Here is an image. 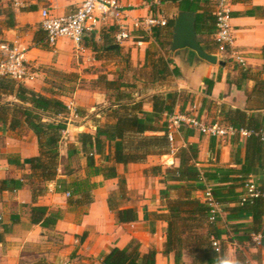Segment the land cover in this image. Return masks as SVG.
Wrapping results in <instances>:
<instances>
[{
  "label": "crops",
  "instance_id": "crops-1",
  "mask_svg": "<svg viewBox=\"0 0 264 264\" xmlns=\"http://www.w3.org/2000/svg\"><path fill=\"white\" fill-rule=\"evenodd\" d=\"M118 1L128 10L125 24L131 35L128 40L118 45L122 47V51L125 49L131 54L136 66L142 67L146 61L147 50H157L158 45L152 35H143L135 25L138 20L155 15V12L144 0ZM80 4L81 0H33L27 7L14 9L11 6L14 11L12 19L4 11L0 12V41L27 49V63L36 75L35 80L24 83L27 88L48 97H58L66 105L73 104L77 111L80 108H87L90 112H94L97 104L94 99L95 93L92 94V91L81 88L79 84L70 97L57 93L62 92L58 87H64L58 85L60 83L54 75L80 74L88 67L87 64L81 63L82 57L85 62L88 60L89 66H100L104 60H99L87 47L86 39L91 38L102 43L104 32L109 27L115 26L114 22L100 25L94 32L89 33L79 49L69 39H60L55 46L49 45L41 26L40 12L43 8H48L55 16H64L76 10ZM165 5L176 12V6ZM231 13L235 34L233 50L245 58L246 66L242 67L235 59L227 58L224 59L225 66L212 65L201 59L194 51L182 49L169 55L174 66L180 70V76L171 77L166 83L163 82L160 91H154L152 95L185 91L191 100L196 99L194 108L191 107V101L187 114L193 108L192 111L196 112L194 116L200 115V119L205 122L212 116L210 123H214V119L219 118L220 105L243 110L249 108L246 93L252 90L254 82L245 81L241 89H238L236 86H231L229 81L237 74L234 69L236 67L249 69L253 73H260L264 67V0H234ZM169 19L174 18L171 16ZM262 76L264 78V73ZM206 79L215 81L210 93L204 83ZM0 94L8 98L7 102L18 103L15 96L5 92ZM86 95L90 97L88 103L84 99ZM145 101H147L145 110L152 111V105L148 100ZM216 109L218 112L214 115ZM176 112H179V109ZM262 113L264 115V110ZM97 115L100 117L99 114ZM85 118L78 112L76 115L69 114L64 138L71 137L72 140L68 142L63 140L65 146L71 143L78 144L75 136L86 132L83 123ZM76 119L82 122L76 124ZM94 130L96 132L95 127ZM87 131L95 134L89 129ZM176 138H179L181 146H186L187 143L181 134ZM189 141L200 145L199 167L202 169L214 164L240 169L245 163L246 137L241 136L238 144H235L232 138L217 139L214 153L210 147L211 137L207 135L196 132ZM39 153L38 138L32 130L26 126L11 130L10 119L6 122L0 120V182L15 180L24 184L18 189L13 188L12 185H9L10 190L0 189V234L3 232V226H11V231L5 235L4 241L0 242V264L39 262L101 264L102 259L112 249H125L134 241L139 243L142 254H148L152 250L157 252L156 264H175L174 255L165 256L162 253L167 239L168 223L151 215L152 213L167 214L166 202L162 200L160 194L167 185L161 175H150L146 171L166 164L170 158L173 160V165L178 166V160L173 156H168L167 161L160 156H151L143 164L117 166L118 174L120 178L126 180L127 187L122 208H136L138 212V221L119 224L115 213L109 208L108 200L112 194L119 192L120 178L106 180L102 176L94 177L92 181L97 184L94 190V203L88 207L68 204V193L60 189L62 184L65 187L76 177H85L86 159L82 153L79 154L84 158L82 159L84 170L83 173H78L75 166L70 167L73 160L68 158V149L64 148L61 149V157L68 159L67 167L59 168L57 178L47 184L46 193L34 204L32 188L25 177L31 173L30 159L38 156ZM71 169L75 171L69 176L66 170ZM261 178L254 176L251 180L258 185ZM203 192L197 191L196 197L202 200ZM175 195L171 198H175ZM33 205L46 206L50 210H61L63 217L54 228H43L31 221L30 207ZM220 216L222 220L217 225L226 232L223 236V240L227 243L224 260H232L234 264H264V233H261L263 235L261 246L253 242V234L251 242L236 239L232 241L233 238L242 236L251 226L252 217L247 215L238 220H227V215L222 210ZM14 218L17 219L15 223ZM185 260L186 264H190L189 257Z\"/></svg>",
  "mask_w": 264,
  "mask_h": 264
},
{
  "label": "trees",
  "instance_id": "trees-1",
  "mask_svg": "<svg viewBox=\"0 0 264 264\" xmlns=\"http://www.w3.org/2000/svg\"><path fill=\"white\" fill-rule=\"evenodd\" d=\"M149 3L155 12L157 7L154 0H144ZM214 6H216V1ZM211 0H160L161 5L171 4L179 10L197 13V29L199 41L209 54H215L217 43L214 39L216 17L213 7L209 6ZM212 4V3H211ZM5 14L12 19L13 8ZM174 19H169L167 26L157 27L152 36L158 45L157 50L149 49L146 61L138 70H134L133 81L125 78L124 72L117 79L99 77V85L107 90L117 91L114 103L106 109L112 120L101 124L100 120L93 117L95 134L81 133L78 144L68 145V158L78 157L82 153L86 159L85 177H76L69 185L60 190L70 194L68 204L77 207H88L95 201L94 190L97 184L92 181L94 177L102 176L106 180L120 178L118 165L143 164L151 156L168 155L172 145L168 138V117L179 109L178 113L187 114L191 103L185 91H171L165 94L157 93L148 98L152 111H146L144 106L147 101H137L126 91L136 89L140 82L149 89H156L158 85L166 82L171 77L180 76V70L174 66L169 57L172 45ZM117 28L109 27L104 32L103 42L98 43L91 38L86 39L89 47L99 60H105L107 54L120 55L122 47L111 49L116 45L115 35ZM105 56V57H104ZM131 59H126L127 68ZM131 67V66H130ZM237 74L229 83L241 89L245 81H253L254 87L247 92L249 108L239 109L227 105L219 106L220 123L235 128L236 130L252 131L253 134L246 138L245 163L240 169L223 167L216 164L202 169L199 167V143L190 142L189 139L196 135L192 129L182 128L180 134L186 141V146L179 150L177 158L179 165L165 171L166 189L160 192L162 200L166 202L167 214L152 213V217L165 220L168 223L167 239L162 253L165 256L174 255L175 264H186L188 256L190 264H220L225 258L227 243L223 240L226 232L218 227L222 218L219 215L216 221L211 222L210 208L200 198L196 197L197 191L210 189L212 195L226 213L227 220H238L244 216L252 217L251 226L242 236L232 239L242 242H251L252 234L264 233V142L261 134L264 133V67L260 73H253L249 69L234 68ZM204 83L210 93L215 81L206 79ZM0 91L10 96H15L18 103L0 105V120L6 122L10 119V129L17 130L26 126L38 138L40 153L30 159L31 173L25 177L32 188L33 202L47 191V184L58 176L60 145L68 127L69 109L58 97H48L27 88L11 78L0 77ZM108 102H110L108 100ZM79 113V110L77 111ZM97 116V115H96ZM200 118V115L197 116ZM259 134V135H256ZM241 136L232 137L236 144ZM210 147L215 152L217 139L211 138ZM239 150V149H238ZM98 158L102 161L98 163ZM213 164V163H212ZM75 169L66 170L67 175H72ZM77 172V171H76ZM154 175L162 173V167H153L146 171ZM261 176L257 191L258 197L248 195L247 184L251 177ZM16 189L24 184L20 181L0 182L1 190ZM65 185V184H64ZM170 191H176L177 196L171 198ZM127 193L126 180L120 178L119 192L109 197L108 205L115 213L119 224H130L138 221L136 208H122ZM63 217L61 210H50L46 206L33 205L30 207V218L33 224L43 228H54ZM13 222H17L14 218ZM11 231V226H3L0 242ZM231 241V242H232ZM218 242L217 246L214 243ZM155 250L142 254L140 245L132 242L125 249L114 248L107 254L101 264H156ZM37 264H48L39 262Z\"/></svg>",
  "mask_w": 264,
  "mask_h": 264
},
{
  "label": "built area",
  "instance_id": "built-area-1",
  "mask_svg": "<svg viewBox=\"0 0 264 264\" xmlns=\"http://www.w3.org/2000/svg\"><path fill=\"white\" fill-rule=\"evenodd\" d=\"M33 0H10L14 9L27 7ZM154 4L159 5L160 0H154ZM234 0H216V29L214 39L217 43V56L223 59H235L242 67L246 66L245 58L233 50L235 42L234 28L232 26L231 7ZM128 10L121 6L118 0H81L80 6L68 15L55 16L48 8H43L41 14V26L46 33L47 43L55 46L60 39L71 40L79 49L85 37L94 32L100 25L114 22L117 32L115 41L121 44L128 40L131 35L125 24ZM168 20L150 15L138 20L136 28L144 34L152 35L157 27H165ZM1 39V36H0ZM26 48H21L16 44H9L0 41V77L11 78L19 83H26L36 79V75L31 71L26 60ZM69 112L77 114V109L73 104L67 105ZM169 133L168 138L171 145L176 141L182 128L192 129L197 133L207 135L216 139L232 138L236 135L249 137L252 131L236 130L235 128L220 123H207L197 116L189 114L174 113L168 117ZM259 135V134H256ZM264 142V133L261 134ZM258 185L250 180L247 184L248 195L258 197ZM264 195V193H263ZM70 197V194H67ZM202 200L210 208L211 222L216 221L221 214V208L210 189L203 192ZM253 242L258 246L263 244V235L253 234ZM218 242L214 243L217 246Z\"/></svg>",
  "mask_w": 264,
  "mask_h": 264
},
{
  "label": "rangeland",
  "instance_id": "rangeland-1",
  "mask_svg": "<svg viewBox=\"0 0 264 264\" xmlns=\"http://www.w3.org/2000/svg\"><path fill=\"white\" fill-rule=\"evenodd\" d=\"M216 1V0H215ZM212 3V4H211ZM211 3L209 6L213 7V11L215 13L216 10V6H214V2L211 0ZM12 6L10 0H0V12H6L10 7ZM170 7V6H169ZM168 6H164V5H157L156 9H155V16L159 17V18H165V19H169L171 16L173 18H175V13L171 8H169ZM143 33V32H142ZM143 35H146L143 33ZM89 39V38H87ZM156 50V49H154ZM169 54H171V52L169 51ZM94 57V56H92ZM105 57V56H104ZM107 58L104 60V62L98 66V67H93V66H89V62H87L88 60H86V62L83 60L84 57H82L81 63L86 65L87 64V68H85L80 74L79 73H70V74H64V73H57L54 75V77L57 79L58 85H62L64 88L58 87L59 90H61L62 92H57V93H63L67 96L70 97V95H72L74 93V91L76 90L77 85L79 84L81 88H85L87 91H92V94L95 93V97L94 99H96V110H94V112H90V109L87 108H80L79 109V115L80 116H85V120L83 121V123L85 124V129L86 132L85 133H89L87 131V129H89L92 132H95L94 130V125H93V120L95 118L99 119L101 124H105L107 123V121H111L112 119L109 116V112L106 110L109 107H111V105L114 103V96L117 95V91L115 90H105L103 88V85H99V83L97 82L99 77H107L110 80L113 79H117L118 75L121 73V71L124 72L125 78L128 79L129 81L134 77V70H138L140 67L139 65H135L134 61L131 58V54L127 51V50H123L122 53L120 55H115V54H107L106 56ZM130 57L131 59V67L129 66L127 68V64H126V59ZM171 78H169L167 81H169ZM63 81V82H62ZM133 81V79L131 80ZM166 83V82H165ZM159 87H157L156 89H149L147 88V86L143 85V83H136V89H131L130 91L124 90L126 91V93L132 94L135 99L137 101L143 99V100H148V95H152V93L160 91V89L163 87V85L161 84L158 85ZM2 91H0L1 93ZM4 93V92H3ZM166 93V92H165ZM165 93H161V94H165ZM86 98L85 101L88 103L90 101V97L89 96H85ZM108 100L110 102H108ZM189 100H191V98H189ZM9 101L7 97H2V95L0 94V105H7V103L12 104L11 102H7ZM191 107L194 108L195 106V102L196 99L191 100ZM192 108V109H193ZM189 110L188 114L190 115H196V112ZM217 110V109H216ZM218 110L215 112L214 115H217ZM100 115V117H98V115ZM97 115V116H96ZM94 117V119H93ZM212 116H210V118L206 119L207 122H211L212 120ZM76 124H79L80 122H82L80 119H76ZM74 121V122H75ZM104 121V122H103ZM214 121H220V118H215ZM84 129V128H83ZM91 134V133H90ZM65 135V134H64ZM79 135L75 136V140L76 142L78 141ZM63 140L64 142H68L69 140L71 141L72 138H64L63 136ZM62 140V142H63ZM68 149V146H65V143H62L60 145V158H59V163L60 166L59 168L64 169L65 167H67L68 164V159H62L61 157V149ZM183 148V146L180 145L179 143V138H176V141L174 142V144L172 145V151L170 154L168 155H163L160 157H163L164 161H167L168 156H173L175 160L179 159L177 158V155L179 153V150ZM82 159H84L82 156H78V157H74L71 160L72 163L70 165V167L75 166V169L77 170L78 173H83L82 171L84 170V168L82 167ZM162 159V160H163ZM101 159L98 158V163H101ZM173 160H171V158L168 160V162H166V164L160 166L162 167V173L160 174L161 177H163V182L166 183V185H168L169 182H167L165 180V171L167 169H172L175 168L177 166L173 165ZM179 165V164H178ZM59 171V170H58ZM150 175H152V172H149ZM159 175V176H160ZM176 191H170V196L175 195ZM177 196V192L176 195ZM188 258V256H187ZM186 259V258H185Z\"/></svg>",
  "mask_w": 264,
  "mask_h": 264
},
{
  "label": "water",
  "instance_id": "water-1",
  "mask_svg": "<svg viewBox=\"0 0 264 264\" xmlns=\"http://www.w3.org/2000/svg\"><path fill=\"white\" fill-rule=\"evenodd\" d=\"M116 44L111 49L118 48ZM182 49H190L194 51L201 59L212 65L225 66L226 62L222 56L209 54L202 48L199 41L197 29V13L193 11H184L177 8L174 18L173 38L170 48L171 53Z\"/></svg>",
  "mask_w": 264,
  "mask_h": 264
},
{
  "label": "clouds",
  "instance_id": "clouds-1",
  "mask_svg": "<svg viewBox=\"0 0 264 264\" xmlns=\"http://www.w3.org/2000/svg\"><path fill=\"white\" fill-rule=\"evenodd\" d=\"M220 264H234L232 260H222Z\"/></svg>",
  "mask_w": 264,
  "mask_h": 264
}]
</instances>
